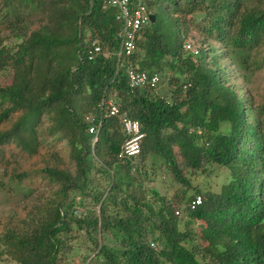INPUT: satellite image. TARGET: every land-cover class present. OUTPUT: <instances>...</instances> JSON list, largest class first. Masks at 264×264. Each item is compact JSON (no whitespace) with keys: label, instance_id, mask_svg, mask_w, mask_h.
<instances>
[{"label":"trees","instance_id":"1","mask_svg":"<svg viewBox=\"0 0 264 264\" xmlns=\"http://www.w3.org/2000/svg\"><path fill=\"white\" fill-rule=\"evenodd\" d=\"M42 2L26 0L13 9L11 0H0V24L43 8ZM70 2L53 28L43 24L25 34L17 27L11 36L22 39L8 49L0 37V74L8 79L0 83L1 159L9 148L35 161L31 167L7 166L3 175L23 197L37 178L44 187L56 185L44 205L22 215L13 207L0 219V245L17 250L18 264H73L65 260V232L73 222L92 242L81 264H264V88L259 104L245 100L224 79L209 43L221 44L243 72L264 67V0H147L154 20L141 28L136 49L119 61L114 9L101 0ZM193 28L201 36L191 53L183 45ZM94 45L99 51L91 54ZM127 62L148 73L170 72L169 100L128 86ZM108 100L117 114H109ZM121 113L135 119L143 134L135 156L120 154ZM42 115L48 134L65 139L69 167L60 156L43 154L45 136L36 130ZM172 143L188 174L201 173L208 163L226 170L218 193H203L192 209L189 202L199 194L179 201L187 214L181 227L178 208L154 190L151 199L143 191L127 192L135 187L131 170L145 176V166L137 163L154 156L166 160L180 185L189 184L173 160ZM93 158L111 180L90 196L99 204L97 212L73 216V205L81 202L70 193L88 185ZM193 220L205 223V235L188 227ZM104 230L115 245L98 241Z\"/></svg>","mask_w":264,"mask_h":264},{"label":"rangeland","instance_id":"2","mask_svg":"<svg viewBox=\"0 0 264 264\" xmlns=\"http://www.w3.org/2000/svg\"><path fill=\"white\" fill-rule=\"evenodd\" d=\"M26 0H11L12 7H16L17 5L22 7ZM43 8H37L30 11L29 14H26V11L23 17H20L19 20H10L0 24V37L1 44L6 47V49L12 47L14 44H17L22 39L21 37L11 36L18 28H21L25 34L30 33L33 30H37L43 24H48L51 28H53V23L56 20L55 17L58 12L61 11V8H67L71 2L70 0H43ZM150 11L153 10V7L149 6ZM194 19L198 24L200 23V15L195 14ZM7 25H11L7 27ZM12 27V32L10 31ZM16 27V28H15ZM197 28H193L190 30L187 38L190 40L188 42H184L183 48L190 49L189 52H194L195 48H197V39L199 40L201 36L197 31ZM199 34V35H198ZM198 36V37H197ZM210 44H213L216 53L218 55L217 62L220 67L224 68V79L229 84H232L236 89L237 93L245 94L244 99L251 101L253 104H259L262 101V93L264 88V67L250 71H241L230 62V60L224 55V48L221 44H218L214 41H209ZM188 45V47H186ZM196 54V53H194ZM192 58L196 60L194 57ZM206 62L209 61L207 57L205 59ZM169 73L161 74L159 73V87L157 89V93L161 96H164L165 99L169 100L173 85L168 83ZM6 76V75H5ZM4 75L0 74V83H5L8 79ZM81 105V102H80ZM85 108V107H84ZM86 109V108H85ZM83 111V110H82ZM81 112V110H80ZM84 112V111H83ZM81 113V116H86L90 113ZM48 118L45 115L41 116V119L36 124V130L41 132L45 136V140L43 142V154L50 155H58L60 156L59 160L64 167H69L68 163L64 159V147H65V139H61L59 141L56 140L55 136H51L48 134ZM168 132V131H166ZM95 141V136L92 138V142ZM172 149V157L176 164V167L182 170V173L186 174L188 178V185H180L172 176L170 172V166L167 164L166 160L160 158L159 156H154V159L146 158L144 161H139L137 164H142L145 166L146 175H140L136 173L134 170H131L132 176L135 177L134 180V188L131 186L127 188V192H135L140 194V191L144 192L145 198H152V190L156 192V196L162 197L165 201L171 202L174 208H178L179 212L177 218L181 224L186 222L187 214L183 209L184 204L180 205L179 201L183 198L191 197L194 194H199L202 196L205 192H213L218 193L225 183L226 180V170L225 168L218 166L213 163H208L204 165V171L201 173H187L183 158L181 157L177 147L175 144H171ZM4 160L1 159L2 153L0 152V219H3L8 212L13 208H17V212L22 215L21 212H25L31 209L34 205H44L48 198H50L52 192L56 189V185H47L43 186L40 180L37 178L29 187V193L27 197H23L18 190H14L13 184L8 181L4 174V168L7 166H12L13 164L19 163L20 167L26 165L27 167H31L35 164L34 160H28L26 157L22 156L15 150H11L6 148L4 153ZM38 160V159H37ZM93 167L90 168L88 173V185L83 191H77L74 193H70V195L75 196L76 200L81 202L73 205V216H82L86 210H92L97 212L99 204L96 203L90 197L91 194H98L107 189V186L111 179H106L103 177L101 170V165L96 161L95 158L92 159ZM39 163V161H38ZM71 171V168H69ZM73 173V172H72ZM24 188V187H23ZM23 208L25 209L23 211ZM25 214V213H24ZM111 215L114 213L111 212ZM3 227V224L0 223V228ZM197 236L199 233H205V223L202 221L193 220L191 224L188 226ZM205 235V234H204ZM66 237V251H65V260H68L73 264H81V259L85 256L90 248H92V242L88 239V235L84 232L83 229H79L76 225L71 222L68 225L67 231L65 232ZM98 241L101 243H106L109 246L115 245L116 240L112 237L111 233L104 230L102 231V235L98 237ZM201 247H204L205 242L200 239L198 241ZM149 246L153 249H158L159 245L150 242ZM158 246V248H157ZM90 255L88 259L91 257ZM18 252L14 247H3L0 245V264H18L17 261ZM65 262V261H63Z\"/></svg>","mask_w":264,"mask_h":264},{"label":"built area","instance_id":"3","mask_svg":"<svg viewBox=\"0 0 264 264\" xmlns=\"http://www.w3.org/2000/svg\"><path fill=\"white\" fill-rule=\"evenodd\" d=\"M101 2L103 6L114 9V17L119 24V30L117 31L119 47L114 54L118 58V61L121 58L129 57L136 49V40L139 38L141 28L149 22L151 11L147 5V0H101ZM98 51L99 47L94 45L91 54ZM123 63L121 62V66ZM127 64L129 65L125 67V71L128 86L149 89L158 94V73L140 71L136 66H131L130 62H127ZM106 108H108L109 114H117L118 108L114 101L108 100ZM119 121L120 130L125 135V139L121 144L120 154L135 156L138 153L143 135L139 131L138 122L128 117L125 113H121ZM87 130L89 133L94 132L92 126ZM200 202V195H195L189 202V208H194Z\"/></svg>","mask_w":264,"mask_h":264},{"label":"water","instance_id":"4","mask_svg":"<svg viewBox=\"0 0 264 264\" xmlns=\"http://www.w3.org/2000/svg\"><path fill=\"white\" fill-rule=\"evenodd\" d=\"M154 20V15L153 14H149V21L152 22Z\"/></svg>","mask_w":264,"mask_h":264},{"label":"clouds","instance_id":"5","mask_svg":"<svg viewBox=\"0 0 264 264\" xmlns=\"http://www.w3.org/2000/svg\"><path fill=\"white\" fill-rule=\"evenodd\" d=\"M196 49V48H195ZM195 51V50H194Z\"/></svg>","mask_w":264,"mask_h":264}]
</instances>
